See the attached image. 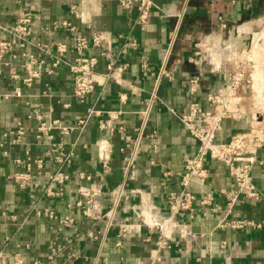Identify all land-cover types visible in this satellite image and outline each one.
Masks as SVG:
<instances>
[{
	"label": "crops",
	"instance_id": "1",
	"mask_svg": "<svg viewBox=\"0 0 264 264\" xmlns=\"http://www.w3.org/2000/svg\"><path fill=\"white\" fill-rule=\"evenodd\" d=\"M154 1L151 19L141 28L137 11L123 10L118 0H0V41L11 39L3 28L9 31L24 12L31 16L35 42L64 44L67 48L64 63L56 68L51 67L53 58L34 46L15 48L43 62L40 77L30 87L10 78V68L22 79L27 78V57L14 60L6 56L3 62L7 65L0 64V141L4 144L0 148V254H17L25 264H92L98 254L99 264H195L197 259L213 264H264V200L239 196L228 211L226 197L235 186L221 162L207 159L205 182H191L190 191L196 197L194 210L179 219L169 249L157 250V235L150 228L169 215L167 196L178 190L177 174L197 148V142L177 116L186 112L192 101L208 109L206 96L222 91L226 75L236 66L240 54L251 48L256 39L264 46V0ZM71 6L75 7L76 16L70 13ZM179 13L184 16L167 60L170 76L159 79L158 71ZM63 21L75 30L53 28L54 22ZM75 35L89 40L98 35L106 40L102 46H90L84 51L86 57H96L98 63L97 84L83 103L72 94L68 67V62L77 57L73 48ZM133 40L136 49L124 47ZM105 50L112 54L116 66H125L118 74L120 84L102 76L107 73V60L101 56ZM143 59L149 67L147 76L141 71ZM260 64L263 65L256 67L251 88L243 90L242 115L223 121L216 142H227L233 133L247 131L256 124L264 127V62ZM195 76L199 78V88L192 97L188 81ZM17 87L22 93L20 97L13 95ZM154 91L158 101L150 111V126L158 130V152H153L148 141H144L130 177L124 180L120 148L125 135L132 134L138 126V113ZM88 109L100 114L88 117ZM35 112L58 119L64 126L88 117L82 132L73 131L64 137L54 134L55 142L62 141L74 153L71 164L62 169L69 180L61 197L44 196L43 177H36L37 187L28 190H21L6 179L8 174L25 172L26 151L43 160V171L54 173L58 169L52 159L44 156L47 140L36 142ZM107 112H120L109 123L112 133L105 125L109 120ZM19 123L25 134L19 144H13ZM104 159L108 161L107 173L101 166ZM257 160L251 177L264 195V148L259 150ZM35 171L33 167L32 173ZM80 174H88L91 179L81 180ZM124 181L125 191L115 218L139 227L122 240L121 247H116V229L106 233L103 220L84 217L75 206L76 190L82 185L94 190L91 212L95 214L110 207L111 192ZM207 195L211 197L209 203L200 204ZM33 207L51 209L60 217L70 216L74 224L59 231L55 221L38 217L34 211L27 219ZM232 220H245L251 225L239 229L220 227L221 222ZM68 240H72L70 251L66 249ZM53 248L57 255L48 263L47 256ZM68 252H74L75 258L67 260Z\"/></svg>",
	"mask_w": 264,
	"mask_h": 264
},
{
	"label": "built area",
	"instance_id": "2",
	"mask_svg": "<svg viewBox=\"0 0 264 264\" xmlns=\"http://www.w3.org/2000/svg\"><path fill=\"white\" fill-rule=\"evenodd\" d=\"M118 3L120 7L127 12H130L133 9L137 11V21L141 28L149 23L152 10L156 7L154 0H118ZM70 13L75 16L77 15L74 6H71ZM183 16V13H179L175 16L176 23L170 33L165 60L160 65L158 71L159 79L162 77L168 78L170 76V73L167 70V60L175 40L178 37ZM30 24L31 16L28 13H21L17 18L16 23L9 31L3 28L4 31L11 34V39L9 41H0V64L7 65V63L3 62V59L6 56H9L14 60L18 57H27L28 63L25 65L28 73L27 78L22 79L15 69L10 68V78L15 81H21L25 87H30L33 80L40 77L39 68L42 66L43 62L32 55L17 52L15 48L34 46L41 53L50 55L53 58L51 65L52 68H56L61 63H64L63 56L67 50L64 44L49 46L35 42L33 32L30 29ZM53 28H63L68 31L75 30V28L66 21L60 23L54 22ZM73 42V48L77 57L72 62H68L73 81L72 94L80 103H83L94 91L97 84V74L95 69L98 63L96 57H86L84 51L90 46L100 47L105 44L106 40L98 35L93 36L91 40L81 35H75ZM124 47L136 49L137 43L133 40L125 43ZM254 50L251 47L240 54L241 57L237 59L236 66L227 73L226 82L221 92L208 94L206 96L208 109H204L198 102L192 101L189 104L188 110L177 116L181 125L197 142V148L192 156L187 157L184 160L183 170L177 174L179 179L178 190L170 192L167 196L166 202L169 209V215L154 228L152 226L150 227L157 235V250L170 248L169 240L172 231L179 225V219L185 216L186 213L191 214L193 212V204L196 197L190 191V184L192 181H196L199 184L205 182L208 175V171L205 167V161L207 159L223 163L233 177L235 190L226 197L228 200V211L232 208L239 196L254 200H264V195L256 189L251 177L253 165L258 161L257 154L259 150L264 148V127L260 124H256L247 131L233 133L230 140L227 142H216V134L221 130L223 121L237 119L242 115L243 90L251 88L255 69L261 61L260 57H263L262 59H264V52L263 56H261L257 53V50ZM196 54L198 55V52ZM101 56L107 60V73L102 76L106 80H113L115 83L120 84L118 74L125 69V66H116L112 54L107 50L102 51ZM33 65L38 68H32ZM45 71L48 74L52 73V70L45 69ZM141 71L143 76H147L149 72V67L145 59L141 62ZM198 88L199 78L197 76L190 78L188 81V92L190 96L193 97L198 91ZM21 94L19 87L14 89L13 95L20 97ZM156 101H158V96L154 91L151 93L144 109L138 113L140 116L138 126L133 130L132 134H127L124 137V142L120 148L123 162L122 175L124 180L130 177L136 158L140 152L141 144L144 141H148L153 152H158V130L150 126V111ZM93 113L97 115L100 114V112L88 109V117ZM119 114L120 112H107L109 120L106 121L105 125L111 133L113 132V128L109 123L112 120L117 119ZM88 117L77 120L71 126H64L58 119L35 112L33 118L37 121L35 135L36 142L44 143V140H47V149L44 152V156L52 159V161L58 166V169L54 173L43 171V160L40 158H33L29 152L26 151L25 172L8 174L6 179L13 182L21 190H28L31 187H37V184L34 183L36 177H43L46 182L44 196L48 198L61 197L63 195V187L69 180V176L64 173L62 169L71 164L74 153L72 149L67 150L62 141L55 142L54 134L64 137L73 131L82 132L85 128ZM17 126L15 137L12 140L13 144H19L25 134L22 125L19 123ZM119 130H123V128L119 126ZM98 143L99 142H97V144ZM3 146V142L0 141V148H3ZM18 162L19 161H17V163ZM101 166L103 171L107 173L109 166L106 159L101 161ZM33 167L36 169L35 173H32ZM79 177L81 180L89 181L91 179V176L88 174H80ZM124 191L125 181L111 192L110 207L105 212H100V210H98L93 214L91 212V206L95 199L94 190L83 185L79 186L76 190L77 201L75 206L80 208L84 217L91 218L95 221L103 220L106 233L116 229V247H121L122 240L127 238L139 227V225L137 226V224L131 221H117L115 218ZM210 200L211 197L207 195L200 201V204L207 205ZM70 207L71 206L69 205L68 208ZM29 211L27 219L34 211V214L38 217L43 216L51 221H55L59 225V231H61L62 228H71L74 224L72 217H60L51 209L36 210L33 207ZM246 225H251V222L245 220H232L221 222L220 227L239 229ZM89 236L95 239V236L92 234ZM71 243L72 240H68L66 245V249L69 251L71 250ZM56 255L57 250L54 248L51 249L47 256L48 263H50ZM73 258H75V253L68 252L67 260ZM99 258L100 255L98 254L96 258H94L92 264H99ZM0 262L2 264H25L22 258L17 254L12 257L0 254ZM35 264L40 263L35 262ZM195 264L213 263L203 262L197 259Z\"/></svg>",
	"mask_w": 264,
	"mask_h": 264
},
{
	"label": "rangeland",
	"instance_id": "3",
	"mask_svg": "<svg viewBox=\"0 0 264 264\" xmlns=\"http://www.w3.org/2000/svg\"><path fill=\"white\" fill-rule=\"evenodd\" d=\"M261 30H262V28H261ZM262 36L264 37V33L262 34ZM253 46H252V48H253V50L255 49V50H257V53H259L261 56H263V52H264V46H263V44L261 43V41L260 40H255V41H253V44H252ZM254 50V51H255ZM263 50V51H262ZM263 57H260V59H261V61H260V63H262V62H264V59H262ZM259 62V61H258ZM261 65H263V64H258L257 66H261Z\"/></svg>",
	"mask_w": 264,
	"mask_h": 264
},
{
	"label": "water",
	"instance_id": "4",
	"mask_svg": "<svg viewBox=\"0 0 264 264\" xmlns=\"http://www.w3.org/2000/svg\"><path fill=\"white\" fill-rule=\"evenodd\" d=\"M253 82H254V79H253Z\"/></svg>",
	"mask_w": 264,
	"mask_h": 264
}]
</instances>
